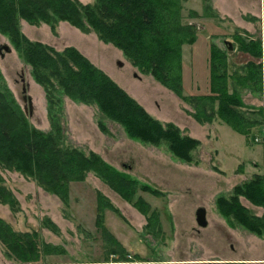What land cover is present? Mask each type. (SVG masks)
Instances as JSON below:
<instances>
[{"label":"rangeland","instance_id":"rangeland-1","mask_svg":"<svg viewBox=\"0 0 264 264\" xmlns=\"http://www.w3.org/2000/svg\"><path fill=\"white\" fill-rule=\"evenodd\" d=\"M209 1L212 9L207 12L204 0L182 1L183 22L195 24L198 30L197 42L183 46L186 95L209 93L211 43L228 53L234 71L247 61L255 60L239 49L237 36L247 34L264 40V0ZM192 11L199 16H193ZM67 23L78 29V34L68 36L67 30L58 27L61 21L57 32L47 23L35 25L25 19L20 21L22 31L34 41H44L59 51L69 43L82 47L95 65L115 81L126 84L128 90L123 88L153 117L164 124L173 122L184 135L199 139L201 144L192 151L194 160L185 161L176 156L166 142L157 145L130 136L121 123L106 116L97 104L78 101L63 93L59 85L54 92L55 98L61 100L58 104L61 108L57 110L58 105H51L45 87L35 80L32 66L0 31V46L9 44L13 49L4 56L0 53L3 80L24 109V75L27 93L33 99V113L30 114V110L27 113L33 125L50 131L51 118H55L64 129L63 140L67 145L79 147L86 153L95 151L141 184L164 192L161 197L143 190L138 193L160 212L163 233L158 237L146 229V216L94 172L82 182L71 183L70 199L65 203L21 172L1 169L19 205L14 209L0 202V217L15 230L38 231L42 242L61 248L60 254L45 256L46 264H264V233H255L237 224L217 206L220 196L230 197L236 185L264 172V124L244 135L220 119L199 123L188 113L193 110L189 103L151 74L133 66L121 49L105 43L93 31L83 32ZM227 41L233 49H229ZM262 61L264 76V57ZM238 89L244 110L264 107V92L260 94L249 86ZM101 123L107 131L102 129ZM98 192L119 209L106 210V226L127 249V262L114 261L108 237L97 228ZM240 199L253 214L263 216L264 207L255 205L245 196ZM201 206L207 209L205 227L196 220V211ZM48 218L56 223L58 231L47 225ZM0 264H18L6 255L1 242Z\"/></svg>","mask_w":264,"mask_h":264},{"label":"trees","instance_id":"trees-1","mask_svg":"<svg viewBox=\"0 0 264 264\" xmlns=\"http://www.w3.org/2000/svg\"><path fill=\"white\" fill-rule=\"evenodd\" d=\"M183 0H0V31L7 35L20 56L32 66L37 82L48 92L52 106L61 103L54 92L58 85L63 93L88 104H97L109 118L121 123L127 133L157 145L166 142L170 150L185 161H193L192 151L200 140L184 135L173 122L163 123L128 91L74 46L59 51L42 41L30 39L20 21L50 24L57 32L59 21H67L83 32H95L105 43L121 49L131 64L173 90L193 110L188 111L199 123L223 120L234 130L249 135L264 124V107L244 110L239 87H250L263 94L264 40L261 37L238 35L239 49L255 60L231 70L229 55L211 43L209 56V93L185 94L183 46L198 40L197 26L183 22ZM204 10L210 11L209 0ZM216 15L215 13H213ZM193 16L199 13L192 11ZM61 108L60 105L56 109ZM51 112V107H50ZM54 117V116H53ZM57 117V115L55 116ZM52 129L44 131L30 122L28 114L3 80L0 71V202L17 208L19 201L5 183L1 169L21 172L45 190L69 202L72 182L86 180L94 172L124 199L131 202L147 218L146 229L156 236L163 233L161 215L149 201L138 195L140 190L161 197L164 192L117 169L99 153H86L67 145L64 129L55 118ZM104 131L107 127L100 124ZM245 196L264 207V172L234 187L230 197L217 199L218 209L237 224L252 232L264 233V214L257 216L245 206ZM97 228L108 237L114 261H129L128 251L106 226V210L119 211L110 199L98 192ZM47 225L58 226L50 218ZM0 242L6 255L18 264H46L45 256L61 253V248L42 242L38 231H17L0 217ZM243 263V262H241Z\"/></svg>","mask_w":264,"mask_h":264},{"label":"water","instance_id":"water-1","mask_svg":"<svg viewBox=\"0 0 264 264\" xmlns=\"http://www.w3.org/2000/svg\"><path fill=\"white\" fill-rule=\"evenodd\" d=\"M227 43L229 44V49H233V45L231 44L230 41H227ZM12 47L9 44H3L0 46V53L2 54V56L5 55L6 52H12ZM121 66L123 65V63H119ZM24 91H27V88H24ZM23 100L26 103L25 105V112L28 113V110H30V114L33 113V99L31 97V95H29L27 93V95L23 96ZM196 220L197 223L202 226L205 227L208 225V218H207V209L204 206H201L197 209L196 211ZM245 262V261H242Z\"/></svg>","mask_w":264,"mask_h":264},{"label":"crops","instance_id":"crops-1","mask_svg":"<svg viewBox=\"0 0 264 264\" xmlns=\"http://www.w3.org/2000/svg\"><path fill=\"white\" fill-rule=\"evenodd\" d=\"M83 3H92V0H88V1H84V0H81ZM62 25V26H61ZM44 26H47V25H44ZM58 27H60V29L61 30H67L66 31V34L68 35V36H70V35H72V33H76V34H78V29H76V28H74V27H72V26H70L68 23H67V21H61V24L58 26ZM63 32V31H62ZM44 42V41H43ZM71 44H73V43H71ZM70 43L69 44H66L65 46H64V49L66 48V47H69V46H74V47H76L77 49H79L83 54H85L86 56H87V52L85 53L84 52V50L82 49V47H80L79 45H76V44H74V45H71ZM120 52V51H119ZM123 51H121V53H122ZM88 57V56H87ZM89 58V57H88ZM102 68H104L103 66H101ZM109 73H110V75L111 76H114V74L112 73V71H109V70H107ZM136 75V74H135ZM122 87H124L126 90H128V88L126 87V84H123L122 82H120L119 80H116Z\"/></svg>","mask_w":264,"mask_h":264},{"label":"flooded vegetation","instance_id":"flooded-vegetation-1","mask_svg":"<svg viewBox=\"0 0 264 264\" xmlns=\"http://www.w3.org/2000/svg\"><path fill=\"white\" fill-rule=\"evenodd\" d=\"M22 83H23V96H25V95H27V91L25 92V91H24V88H27V90H28V84H27V82L25 81V77H24V75L22 76Z\"/></svg>","mask_w":264,"mask_h":264}]
</instances>
